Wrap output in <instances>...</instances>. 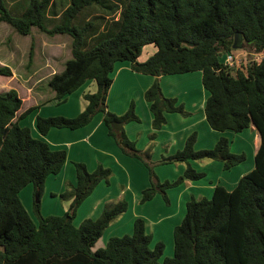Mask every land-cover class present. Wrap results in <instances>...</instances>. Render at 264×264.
<instances>
[{
	"label": "trees",
	"instance_id": "1",
	"mask_svg": "<svg viewBox=\"0 0 264 264\" xmlns=\"http://www.w3.org/2000/svg\"><path fill=\"white\" fill-rule=\"evenodd\" d=\"M24 1L25 7L14 17L0 0V21L23 35L34 26L72 38V57L48 79L54 98L63 102L87 80L96 84L94 92L83 94L86 105L77 115H38L35 124L41 135L51 128L83 127L101 112L108 134L126 153L141 158V150L124 127L117 131L111 127L112 121H139L134 103L120 115L106 104L115 63L128 61L133 71L154 76L144 92L153 115L150 139L166 123V113L189 115L175 97L162 93L160 76L201 71L208 93L204 113L209 126L220 132H241L252 126L260 143L254 167L233 189L216 185L210 197L192 196L186 201L184 216L173 229L171 256L160 261L164 243L157 241L150 247L152 236L141 217L133 221L131 233L111 236L104 247L93 250L103 231L127 210V201L109 202L97 218H85L77 226L73 219L96 185L108 182L111 169L98 164L89 171L85 163L74 162L75 183L67 182L60 194L71 199L67 210L42 215L36 202L35 223L19 193L31 183L40 197L46 177L63 167L66 151L52 148L34 137L28 126L19 124L33 108L17 114L22 98L14 88L0 92V264H264V0H68L58 22L48 29L43 23L50 0ZM95 8L107 18L90 16ZM147 44L155 50L139 61ZM234 44L263 55L230 67L221 57L233 52ZM0 75L11 76V68L0 64ZM196 137L192 132L182 148L162 159L184 163L183 174L172 181L151 178L141 191L140 202L159 191L168 203L167 189L203 177V172L192 167V160H219L223 169H230L246 158L244 152L230 151L224 135L213 147L202 149H195Z\"/></svg>",
	"mask_w": 264,
	"mask_h": 264
},
{
	"label": "rangeland",
	"instance_id": "2",
	"mask_svg": "<svg viewBox=\"0 0 264 264\" xmlns=\"http://www.w3.org/2000/svg\"><path fill=\"white\" fill-rule=\"evenodd\" d=\"M5 6L9 13L16 17L18 14L21 13L23 8L25 7V1L24 0H4ZM68 4V0H50L49 4V9L47 11V19L44 21V27L45 28H51L55 23L58 22L59 20V15L61 12L65 9L66 5ZM53 11V12H52ZM104 15V19L107 18L106 14H103L99 9H92L91 12L89 13L90 16L94 15ZM71 41L72 38L71 36L67 34H61V33H47L43 30H41L38 27H32L31 31L29 34L23 35L18 33L9 23L0 21V60L5 61L4 63L8 65L11 70L13 71L12 75L9 77H5L0 75V92L7 91L10 88H14L18 95L22 98L23 100V108H26L29 106L33 101H39L40 102V107L48 104L47 108H58L61 106V104H57L56 101L54 102V93L51 90V88L48 85V79L43 78V76L47 73L46 69L47 68H54L57 69L58 72L63 70L64 67V62L65 60L69 59L72 57L71 54ZM60 43V44H55V43ZM55 44V45H51ZM32 46V55H29L30 47ZM244 48V47H243ZM155 50V46L153 44H147L143 46L141 53L138 57L139 61H144L153 51ZM238 58L242 59V63L239 65H235V67H240V65L245 64L246 61L250 60L253 58L256 54L249 53L246 48L242 49V47L236 48L233 51ZM48 58V60H46ZM224 59V56L221 57ZM124 61H118V63H121ZM128 62V61H126ZM129 63V62H128ZM1 64V63H0ZM50 66V67H47ZM234 67V68H235ZM35 71V74L33 75V78L31 79V82L25 81V77H27L28 74H31ZM41 79L36 83V88L34 91H37L39 94V97L36 98L34 94L30 93L29 90L27 89L30 84L36 80ZM154 79V76H153ZM166 79V78H165ZM167 80V79H166ZM161 85V84H160ZM86 92H92L95 91L96 89V84L93 81V83H89L85 85V87L82 89H77L76 93L73 96L72 100H74V103L80 104V99L78 95L81 93L82 90H85ZM135 95V96H134ZM138 93H133V100L134 102L138 100ZM121 103V99H120ZM146 101L144 100L143 93L141 95V100L136 102V107L138 110L136 112L139 114V121H129L125 123L127 126L125 127V124H122V127L128 128L131 125V129L129 134L126 135L129 139L133 140L135 142L136 147L141 150V158H137L134 156L129 155L126 153L121 146L118 144L117 139L110 135L113 144L115 148L124 154L127 157H130L131 159L134 158L136 159L139 164H141L144 172V176H146V181H147V186H149V183L151 182V178L156 179L158 178L160 181L164 180H175L179 176L183 174L181 171V168H185L184 163H174V162H162L163 157L168 156L170 154L167 153L168 148L170 147V143L164 139V136L154 137V139H150V133L153 131V129L150 126V123L148 122L147 115L145 114V111H147L146 107ZM46 108V107H44ZM51 108V109H52ZM37 109V108H36ZM46 110V109H45ZM44 110V111H45ZM100 114V113H99ZM29 115V116H28ZM26 117V120L23 124H28L32 129L34 130V127L31 124V120L34 117L35 113L30 112ZM158 131V130H157ZM244 131V132H243ZM35 133V132H33ZM253 133H255V128L254 127H249L245 128L241 132H233V135L230 137V151L233 153H241L244 152L246 154V158L243 162L231 167L230 169H223L222 162L219 160H209V159H203V160H196L192 161L191 165L194 169L197 171L200 167L204 173V176L196 179L194 181H199L202 180L206 185H212L213 183H217L219 185L220 183L226 182L228 184L226 185H231L233 183H237V181L240 178V175L243 176L244 174L248 173L253 167H254V154L256 152L258 143L256 144L254 138H253ZM164 134V133H163ZM93 150V158L89 162V156L85 155L82 156L85 159V163L88 165H98L102 164L104 167H108L111 169V176L108 179V182L105 180H101L100 184L97 185V187L94 189L92 193L91 198H95L97 202H101V210L105 207V205L109 202H115L118 201L119 199H125L127 203L131 205L133 202V198L137 197V193L139 195V200L141 198V191H139V183L143 182V176L140 174L139 170L137 168H132V180L134 177L137 179V181L134 184L133 187L128 188L129 191H125L124 194L121 193V191L124 190V182H125V175H123V168L120 166V163H117V159H119L118 156H116V161L115 163L112 161V158L108 157L105 152L103 151H108V148L104 149H92ZM148 154V155H146ZM172 154V153H171ZM82 159V158H80ZM108 159V162H107ZM70 164H73L74 160L71 159L69 160ZM218 163L220 164V169H216L212 166L207 168L206 166L211 164V163ZM112 163V164H111ZM147 163V164H146ZM94 166V167H95ZM237 166V167H236ZM88 167V166H87ZM94 167L92 169H94ZM235 167V168H234ZM180 168V169H179ZM151 169L153 172V175L151 176ZM54 176V175H52ZM192 180H185L182 183H179L175 187H171L167 189L166 193L169 199V202L166 203L165 200L163 199L162 193L157 191L155 193V196L159 198V200L154 201V203L150 205H145L143 203L145 202H140L137 201V205H133L130 207L127 215L122 217L123 221L120 222V226H127L129 225L130 219L137 215H150L151 211L156 208V211L159 214L164 213L163 210H160L158 207V204H161L162 202V208L163 206H170V194L168 193L171 191V196H172V204L173 208L175 209L177 207V194L178 196L181 195V189L176 190V188L182 187L187 188L188 185L186 183L190 182ZM50 184H53L52 181L49 180L48 186ZM233 184V185H235ZM58 183L53 184L54 187H56ZM221 185V184H220ZM185 186V187H184ZM235 187V186H234ZM233 187V188H234ZM44 189V188H43ZM232 189V187L230 188ZM139 191V192H138ZM194 193V192H191ZM127 195V197H126ZM209 194H195V198L201 197V196H206L210 197ZM46 196L49 195V191L46 189V193L39 195L33 191H30V188L28 190H24L23 193H20V199L21 202L23 203L25 209L27 210L28 214L32 218V220L37 223L38 218L36 216V213L34 211L35 208V203L39 202L42 209H48L49 211H52L50 213H53L56 211V209H60L62 207V203L65 199L68 198H61L60 195L57 198V200L54 199H48ZM40 198H43L40 200ZM191 198V197H190ZM189 198V199H190ZM188 199V200H189ZM149 201V200H148ZM142 204V205H141ZM140 205V206H139ZM184 206V204H183ZM64 207V206H63ZM137 207V208H136ZM185 208V207H184ZM165 209V208H164ZM41 210V209H40ZM150 211V212H148ZM100 213V212H99ZM143 214V215H142ZM90 214H87L88 216ZM98 215V214H97ZM122 216V215H121ZM147 216V217H148ZM80 216L78 218L74 217V225H78L80 221L82 220ZM90 217V216H89ZM146 217V216H145ZM118 218H121L120 216ZM116 219L115 221L118 222L119 219ZM144 220H146L147 225L149 227L151 226V222L149 221L148 218L142 217ZM115 221H113L112 225H109L108 229H106L102 235L97 239V241L94 243L92 249L95 250L100 247H104L105 243L104 240L108 237L117 235L115 234L114 230L116 229ZM146 224V223H145ZM148 227V228H149ZM111 228V229H110ZM114 232V233H113ZM153 232L151 229L149 230V233ZM123 233L126 232H121L120 235H124ZM127 232L126 234H128ZM153 237H157L159 239V236H157L156 232H154ZM162 240L169 242L168 236L162 237ZM165 243V246H166ZM153 243H150V247H153ZM169 248V247H168ZM172 255V254H171ZM165 258L164 254H162L160 261H162Z\"/></svg>",
	"mask_w": 264,
	"mask_h": 264
},
{
	"label": "crops",
	"instance_id": "3",
	"mask_svg": "<svg viewBox=\"0 0 264 264\" xmlns=\"http://www.w3.org/2000/svg\"><path fill=\"white\" fill-rule=\"evenodd\" d=\"M55 44L57 45L60 43L56 42ZM55 44H51V45H55ZM46 60H48V58H46ZM4 62L5 61L0 60V63L2 65H6ZM47 67H50V66H47ZM46 72L47 73L43 76V78L49 79L53 73H56L58 71L57 69L50 67L46 69ZM34 74H35V71L31 74H28L27 77H25V81L27 80V82H31V79L33 78ZM111 76H112V83L109 87V90L106 96L107 109L117 115H120V114H123L127 110L129 104L133 102L135 106V112H136V110H138L136 107V102L141 100L142 93L144 97V92L151 85L153 81V76L133 71L130 67V62L128 63L126 61L121 62V63L116 62ZM201 76H202L201 71H191V72L178 73V74H166V75L160 76V84H161L162 93L168 97H175L179 103H182L184 105L185 110L189 112V115L187 116H183L177 112L166 113L167 121L157 131V137L164 136V139L168 141V143L171 144L167 151L168 154L174 153L176 150L182 148L184 145L185 139L192 132H196V135H197L196 141L194 144L195 149L211 148L215 145L216 141L218 140L220 136L224 135L230 140V137L233 135V131L231 130H225L221 132L216 131L212 129L207 123L206 118H205V113H204V105H205V101H206L208 93L202 85ZM40 80L41 79L39 80L37 79L36 81L32 82L30 86L27 88L30 93L35 95L36 98L39 97V94L37 91H34V90L36 88V83ZM89 83H93V80H87L78 89L80 88L83 89L85 85ZM76 90L72 93V95L76 93ZM135 92L138 93L137 95L138 100L134 102L132 94ZM84 93H86V89L82 90L81 93L78 95L80 99V104L79 102L78 103L73 102L74 100H72L73 96L71 94H69L66 97L65 101L63 102H58L56 99H53L54 102L56 101L57 104L59 105L61 104V106L58 107L57 109L52 108V107L47 108L49 107L47 106L48 104L40 107L39 101H33V103H31L29 106H27L26 108H23V100H22V106L19 109L17 114H20L22 111L26 110L27 108L32 107L33 109L30 112L35 113L34 117L31 120V124L34 127V130L28 124H23L26 118H28L26 116L30 114V112L25 116L26 118L24 117L19 120V124L23 126H28L31 129V133L34 137L42 138L52 148L64 149L66 151V161L63 167L57 174H50L46 177L43 193H46V189H47L49 191L50 196L49 197L46 196V197L48 199L52 198L54 200H57L59 195L66 189L67 182H71L72 184L75 183L76 173H75L74 163L70 164L69 160L73 159L74 160L73 162L85 163V159L82 156L88 155L89 162H90L93 158L92 149H95V148L96 149L108 148L109 149L108 151H103V152H105L108 157L112 158V161L114 163L116 161V156L119 157V159H117L118 160L117 163L118 164L120 163V166L124 169L122 173L123 175H125L124 177L125 186H124V190L121 191L122 194H124L125 191H129L128 188L133 187L134 186L133 183L137 181L135 177L132 180V175H131L132 168H137L140 174L143 176V182L139 183L140 185L139 191H141L148 184L146 181V176H144V172H143V168L141 164H139V162H137L136 159L134 160V158L131 159L130 157L125 156L118 150V148L117 149L115 148L113 144V140L111 136L108 134L107 127L105 126L103 122V114L101 112H97L92 117L91 121L88 124H86L83 127L77 128V129L51 128L45 135H41L38 132L36 128V124H35L36 117L38 115H41V116L63 115L67 117H73L77 115L86 105V101L83 98ZM120 99H121V103H120ZM145 105L147 107V111H145V114L147 115L148 122L150 123V126H151L153 115L149 108V103L147 101ZM126 126L127 125L125 124V127ZM130 127L131 125L125 129V132L127 134H129L130 130H132ZM253 138L256 144L258 143V146H259L260 138H259V134L256 129H255V133H253ZM107 162H108V159H107ZM94 164L95 163H93V165L92 164L88 165V163L87 164L85 163V165L88 166L87 169L89 171H92L96 168L97 165L95 166ZM210 166L216 169H220V164L215 163V162L207 165L206 167L209 168ZM93 167L94 169H92ZM201 168L202 167H200L198 170L203 171ZM181 171L182 172L184 171V167L181 168ZM241 177L242 176L240 175V178ZM49 180L52 181L53 184L58 183V185L56 187H54L53 184H50V186H48ZM100 182L98 184H100ZM218 184L219 185L221 184L227 190H231L230 188L232 187L233 189V187L237 183L236 184L233 183L235 185L233 184L226 185L228 183L226 182L223 183V181L222 183H220L219 181ZM186 185H188L187 188H183V189L182 187L176 188V190L178 191L179 189H181V192H180L181 195L178 196L177 194L176 196L177 207L175 209L173 208V204H172L171 191H169L168 193L170 194V197H171L170 203H169L170 206L169 207L163 206L165 208L164 209L161 206L162 202H160L161 204H158V207H157L160 210H163L164 213L159 214L158 213L159 211L157 212L156 208H154L151 211V214L149 216L148 215L142 216L144 218H148L149 221L151 222V226L149 227V225H147L146 220H144L146 223L145 226H146L147 233H149L150 229L153 231L149 233L152 236L151 242L153 244H155L157 241H162L164 243V241L162 240V237L168 236L169 242L166 243L165 241L166 246L164 243L163 254L165 257L171 256V254H173V249H174L173 229L177 224L180 223V221L182 220L184 216V213H185L184 207H185L186 201L190 197L195 196V194H209V193L212 194L213 189L217 185V183L216 184L213 183L212 185H206L202 180H199V181L192 180L186 183ZM29 188H30V191H33V185L31 183L23 187L20 193L22 194L25 189L28 190ZM93 191L78 206L76 214H75V218L83 216L81 217V219L83 220L85 218H97L100 215L102 211L101 210L102 201L97 202L95 198H91ZM191 192H194V193H191ZM20 193H19V196H20ZM42 199L43 198H40V200ZM156 199L159 200V198L154 195L152 199H150L149 201H146L143 204L144 206L150 205L154 203V201H157ZM137 201H139L138 193H137V197L133 198V202L131 203V205L130 203L128 204L127 210L122 214V216H120L121 218H118L119 219L118 222L115 221L116 229L114 230V232L117 235H114V236H121L120 235L121 232H126V233L132 232L133 221L137 217H141V215L139 216L136 213L135 216H133L130 219L131 224L129 223V225H127L126 227L120 226V222L123 221L122 217L127 215L130 207L133 205H137L136 204ZM70 202H71L70 198L65 199L62 203L64 207L62 206L60 207V209H56V211H54L53 213H50L52 211H49L48 209H42L40 205V209H41L40 212L42 215H50V214L60 215V214H63L67 210ZM87 214H90V215L86 216ZM110 225H112V223ZM108 227L106 229H108ZM154 232H156L157 236H159V239L156 240L157 237L155 238L153 237ZM126 233H123V234H126ZM108 238H106L104 242H107Z\"/></svg>",
	"mask_w": 264,
	"mask_h": 264
},
{
	"label": "built area",
	"instance_id": "4",
	"mask_svg": "<svg viewBox=\"0 0 264 264\" xmlns=\"http://www.w3.org/2000/svg\"><path fill=\"white\" fill-rule=\"evenodd\" d=\"M255 54L256 55L253 58H251L250 60H257V59L261 58V56L263 55L262 53H255ZM241 63H242V59L238 58V56L234 52H229L225 55L224 64H226L230 67H235L236 64L239 65Z\"/></svg>",
	"mask_w": 264,
	"mask_h": 264
},
{
	"label": "water",
	"instance_id": "5",
	"mask_svg": "<svg viewBox=\"0 0 264 264\" xmlns=\"http://www.w3.org/2000/svg\"><path fill=\"white\" fill-rule=\"evenodd\" d=\"M233 48H234V49L237 48L235 44L233 45ZM111 127H112L114 130L117 131V130L121 129L122 124H121L120 122H118V121H112V122H111Z\"/></svg>",
	"mask_w": 264,
	"mask_h": 264
}]
</instances>
